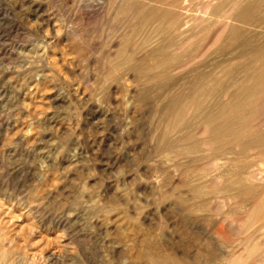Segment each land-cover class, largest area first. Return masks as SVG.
Instances as JSON below:
<instances>
[{
  "label": "rangeland",
  "instance_id": "1",
  "mask_svg": "<svg viewBox=\"0 0 264 264\" xmlns=\"http://www.w3.org/2000/svg\"><path fill=\"white\" fill-rule=\"evenodd\" d=\"M30 1L0 0V185L11 194L18 185L25 191L21 202L4 206L1 221L23 264H227L237 255L249 263L245 251L256 244L264 264V238L246 241L258 224L247 226L251 198L231 189L225 204L197 223L178 206L189 159L172 166L154 157V107L137 98L144 84L112 61L130 17L81 22L85 0H37L40 13ZM52 17L77 26L76 34L54 43L44 29ZM136 50L131 46L139 56ZM34 57L39 64L26 65ZM90 202L98 208L82 210ZM68 210L86 224L60 221ZM219 224L230 239L219 236Z\"/></svg>",
  "mask_w": 264,
  "mask_h": 264
},
{
  "label": "bare ground",
  "instance_id": "2",
  "mask_svg": "<svg viewBox=\"0 0 264 264\" xmlns=\"http://www.w3.org/2000/svg\"><path fill=\"white\" fill-rule=\"evenodd\" d=\"M37 2H29L36 13L42 9ZM83 6L78 17L81 22L98 23L112 13L130 17L117 39V54L112 61L132 69L144 84L137 98L154 107L156 128L148 130L154 157L168 164L173 162L172 166L189 159L190 167L185 166L190 169L188 182L183 184L187 193L182 194L186 197L180 194L177 201L187 221L195 223L212 206L225 204L229 190L235 189L244 199H252L247 226L260 224L256 228L252 224L253 231L246 241L256 240L259 235L264 238V189L259 190L264 181V0H85ZM50 21H46L44 29L54 35V43L62 36L76 34L75 25L58 18ZM135 45L139 56L130 51ZM25 60L26 65L37 66L40 62L38 57ZM178 69L182 70L174 76L171 71ZM155 89L163 96H151ZM75 162L71 159L68 164L74 166ZM1 185L0 264H23L1 217L4 206L21 202L24 189L18 185L17 192L11 194ZM93 202L86 203L82 210L98 208ZM72 211H62L60 221L86 224L84 216L82 219ZM224 227L218 225V234L230 239ZM255 246L249 245L245 251L253 261L247 263L244 256L237 255L227 264H262L256 258Z\"/></svg>",
  "mask_w": 264,
  "mask_h": 264
}]
</instances>
